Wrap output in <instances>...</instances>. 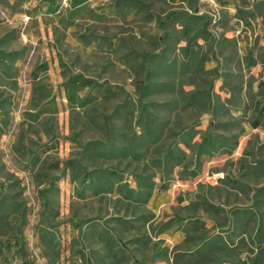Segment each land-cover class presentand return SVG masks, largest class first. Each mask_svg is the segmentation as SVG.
<instances>
[{"label":"rangeland","instance_id":"374dc122","mask_svg":"<svg viewBox=\"0 0 264 264\" xmlns=\"http://www.w3.org/2000/svg\"><path fill=\"white\" fill-rule=\"evenodd\" d=\"M69 1L51 12L46 0H0V264H195L202 235L223 238L211 254L223 264H264L255 222L242 233L232 217L264 187V0ZM185 14L197 17L186 55ZM75 76L89 84L75 93L88 114L67 99ZM194 90L210 103L188 104ZM113 108L114 143L134 137L143 149L109 192H96L65 162L75 166L86 141L107 142L102 119L88 117ZM206 132L229 151L198 166L185 143L194 149ZM176 147L188 154L180 166L150 167Z\"/></svg>","mask_w":264,"mask_h":264},{"label":"trees","instance_id":"16d2710c","mask_svg":"<svg viewBox=\"0 0 264 264\" xmlns=\"http://www.w3.org/2000/svg\"><path fill=\"white\" fill-rule=\"evenodd\" d=\"M48 2V7L52 8V4L55 0H46ZM85 0H70L69 4L71 7L78 6L82 4ZM55 8L51 9V12L55 11ZM179 13H171L169 15V19L176 18V16ZM197 17H194L192 15L185 14L184 18L182 20H179L181 23V32L183 34V37L185 38V44L182 47V52L184 55L188 54L190 52V42L193 39V37H188L189 31L191 28H193V25L195 24V20ZM164 24L159 23V26H162ZM163 38V37H162ZM0 55H4L3 52L0 51ZM10 55V54H7ZM157 58L161 59L162 55H157ZM199 64L203 62V58L198 59ZM80 77L75 76L68 79V82L65 83L64 89L68 92L67 99L71 105L78 104V107L84 108L85 114L87 113L88 109H85V103L83 101H78L75 98V93L79 89L83 87H87L88 83H81L79 84ZM147 80V78H146ZM85 82V81H84ZM149 81H144L142 84L139 85V88H137V94L134 98L139 99L143 96L142 88L146 87V83ZM157 89H160L163 87V83L157 82ZM264 85V83H259V86ZM189 96V102L188 104L193 105L197 102L198 98H201V100L205 99V102L210 103L209 93L202 90H194L190 93H188ZM0 100V105H1ZM134 100L129 98L128 100L122 99L121 104L123 107L122 111L125 108V116L124 114L121 115L122 118H128L130 112L129 109L130 104H134ZM140 109L137 112L138 117H140V114L145 107L141 102H139ZM255 105V108H257ZM1 107V106H0ZM77 107V106H76ZM121 111V112H122ZM258 113L260 115H264V107L257 109ZM84 113V112H83ZM114 116H120L118 113V108H113L112 113L110 115H105L104 113H99L98 117H94V115L89 116L91 122H93V119H102V129L104 130V133L107 135V142H99V141H86L83 144L79 145V150L75 153V156L73 159H71V163L73 161V164L75 166H71L70 161L65 162V166L67 165L69 172L73 174V172H76V169H80L83 172V178L80 180L84 183L94 184L95 185V191L98 190H104L105 192H109L110 188L112 187V184L117 183L118 181L123 178L124 174L128 173V170L131 165V161L138 162L140 160V149H143L140 145H137L134 143V137L132 139L130 138H121L119 139L118 144L114 143L116 139V134H114L113 127V119ZM254 127H257L259 125V119L254 121L253 123ZM150 134H153L152 132ZM125 135V134H124ZM225 138L222 136H218L212 134L211 132H206L198 144H196V147L193 149L190 147L189 142L185 143V147L191 151V158L194 160V162L200 166V157L202 155H213L215 153H218L220 150H223V152H228L229 148L227 145H225L224 142ZM146 149V148H144ZM158 150V149H157ZM158 155L157 157H154L151 161L152 168H157L158 172L160 174H164L167 172L168 169H173L175 167L180 166L181 159L187 160L188 154L183 149L176 147L175 150H171L167 148L166 150L160 152L157 151ZM87 164V165H86ZM187 163H185L186 166ZM90 167L89 170L86 169V167ZM71 167V168H70ZM77 167V168H76ZM198 169L191 171L189 175L191 177H194L197 175ZM256 172H259L260 174L264 172V168L261 166L256 167ZM152 176V175H149ZM143 177V182H139V186H143L145 189L148 188L145 186V182H147L148 177ZM151 180V179H150ZM222 181V180H221ZM153 182V181H152ZM148 183V182H147ZM148 190V189H147ZM145 197H147L150 194V191H144ZM141 194V193H140ZM130 195V193H129ZM128 195V196H129ZM254 198L252 199V207H249L248 209H245V212L236 211L232 213V217L235 218V220L240 219V223L237 225L241 228H244L242 233H246L245 230L247 226H249V219H252L255 222V225L257 224L256 234L255 236L258 238V240H264V210L260 211V207L264 208V187L258 188L253 193ZM204 208H207V205H205ZM127 209V207H126ZM239 215L241 216L239 218ZM234 222V221H233ZM170 221L166 222L164 225L169 226ZM114 230V229H112ZM223 238H221L218 235L214 236H206L202 235L201 238L198 240V242L193 246L191 249V254L189 255L190 261L195 262V264H199L203 261H212L214 264H223V259L217 257H212L211 254L214 252L215 249H218V244H222L224 247V243L222 241ZM223 262V263H222ZM89 264V263H87ZM184 264H187L184 263Z\"/></svg>","mask_w":264,"mask_h":264},{"label":"crops","instance_id":"0c3cea01","mask_svg":"<svg viewBox=\"0 0 264 264\" xmlns=\"http://www.w3.org/2000/svg\"><path fill=\"white\" fill-rule=\"evenodd\" d=\"M262 209H264V208H262ZM256 228H257V224H256ZM255 233H256V229H255ZM258 244H259V247L264 246V240H260Z\"/></svg>","mask_w":264,"mask_h":264}]
</instances>
